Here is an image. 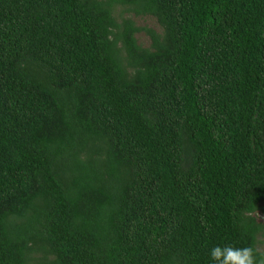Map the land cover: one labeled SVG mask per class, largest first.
<instances>
[{
  "label": "trees",
  "instance_id": "obj_1",
  "mask_svg": "<svg viewBox=\"0 0 264 264\" xmlns=\"http://www.w3.org/2000/svg\"><path fill=\"white\" fill-rule=\"evenodd\" d=\"M229 244L264 253V0H0V264Z\"/></svg>",
  "mask_w": 264,
  "mask_h": 264
},
{
  "label": "clouds",
  "instance_id": "obj_2",
  "mask_svg": "<svg viewBox=\"0 0 264 264\" xmlns=\"http://www.w3.org/2000/svg\"><path fill=\"white\" fill-rule=\"evenodd\" d=\"M211 264H264V253L252 244L245 246L216 245L209 251Z\"/></svg>",
  "mask_w": 264,
  "mask_h": 264
},
{
  "label": "rangeland",
  "instance_id": "obj_3",
  "mask_svg": "<svg viewBox=\"0 0 264 264\" xmlns=\"http://www.w3.org/2000/svg\"><path fill=\"white\" fill-rule=\"evenodd\" d=\"M137 25L138 26H147L149 28H156V24L154 23L153 20L150 19H144V20H137ZM139 41L143 46L148 45V40L146 37H144V35H140L139 36Z\"/></svg>",
  "mask_w": 264,
  "mask_h": 264
}]
</instances>
